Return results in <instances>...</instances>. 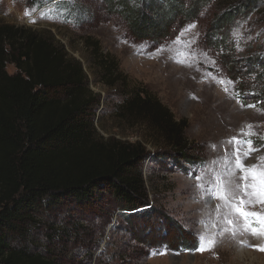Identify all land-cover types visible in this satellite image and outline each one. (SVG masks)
Masks as SVG:
<instances>
[{"label": "rangeland", "instance_id": "374dc122", "mask_svg": "<svg viewBox=\"0 0 264 264\" xmlns=\"http://www.w3.org/2000/svg\"><path fill=\"white\" fill-rule=\"evenodd\" d=\"M60 1L31 6L26 0H0V19L51 33L80 61L89 89L99 96L98 133L120 138L114 115L122 101L119 91L103 87L86 63L84 39L97 40L101 50L117 60L131 86L155 96L175 120L187 121L189 160L196 161L172 159L161 148L146 147L149 156L142 171L152 188L148 184L147 206L137 213L151 211L149 222L127 223L109 204L93 214L54 205L37 210L27 241L61 264H264V252L256 250L264 247V233L253 235L233 208L243 198L246 211L264 215L260 197L252 187L245 195L241 179L253 165L258 173L264 172V106L250 99L256 76L248 74L243 63L249 57L264 59V1L253 6L246 20L225 31L228 52L214 48L205 35L206 24L222 0H212L195 22L155 47L133 40L125 23L108 13L102 0H64L73 6L67 10L58 7ZM224 55L240 61L239 74L227 71ZM6 71L15 72L11 65ZM239 87L244 95L238 93ZM127 135L129 142L140 141ZM237 158L244 170L236 166ZM221 181L228 187L227 199L210 197L206 190L218 189ZM248 184H253L250 175ZM132 227L155 233L142 243L140 236L129 232ZM252 227L260 225L253 219ZM198 235L214 245L198 251ZM163 241L167 243L160 245ZM181 242L188 243L190 250L177 249Z\"/></svg>", "mask_w": 264, "mask_h": 264}, {"label": "trees", "instance_id": "16d2710c", "mask_svg": "<svg viewBox=\"0 0 264 264\" xmlns=\"http://www.w3.org/2000/svg\"><path fill=\"white\" fill-rule=\"evenodd\" d=\"M102 1L108 13L125 23L133 40L152 47L195 22L212 3V0ZM261 1L264 0L219 2L206 24L208 43L228 52L225 31L246 20L253 6ZM45 2L26 0L31 6ZM65 2L61 0L58 7L70 9L71 5ZM84 46L86 63L99 83L119 91L122 101L114 115L120 138H104L98 133L95 117L99 96L89 89L80 61L71 57L51 33L7 24L0 19V264H61L58 258L50 257L46 250L34 249L27 241L35 225L33 216L40 208L61 205L93 214L109 204L121 212L127 223L144 219L149 222L151 211L144 209L137 213L147 206L149 181L142 171L149 156L147 146L165 150L163 155L172 159L196 161L189 160L187 121L175 120L155 96L131 86L119 70L117 60L104 53L97 40L85 38ZM224 56L227 71L239 74L240 61ZM263 60L255 57L243 60L245 71L256 76L250 99L262 106ZM8 65L14 68V74L7 73ZM240 90L241 87L237 90L239 94L246 93ZM127 134L141 142L125 140ZM144 229L140 233L134 227L129 232L147 243L145 240L155 232ZM180 244L177 249L191 248L188 243Z\"/></svg>", "mask_w": 264, "mask_h": 264}, {"label": "snow or ice", "instance_id": "6c2138e0", "mask_svg": "<svg viewBox=\"0 0 264 264\" xmlns=\"http://www.w3.org/2000/svg\"><path fill=\"white\" fill-rule=\"evenodd\" d=\"M236 166L240 168L241 170H244V165L243 162L237 158L236 160ZM248 174L243 175L241 179L245 182L243 187L245 191V195H248L247 189L249 187L253 188V194L260 197L259 203L264 204V172H257L256 171V166L253 165L251 169L247 170ZM249 175L251 176V180L253 181V184L249 185L248 180H249ZM196 180H200L201 177L196 176ZM198 188H201V185H197ZM208 195L210 197H216L219 199H227L228 195V187L225 185L222 181L220 183V187L218 189H207L206 190ZM246 201L241 198L239 201V204H234L233 208L234 210L245 219L246 221V227L251 228V232L253 235H260L264 233V215H260L259 213L255 212H248L245 210V205ZM253 219L259 223L260 228H254L252 227V221ZM231 224L232 222L229 221ZM198 240L200 243L199 248L197 249L198 251H205L211 248L214 245V241L211 239H206L205 236L203 235H198ZM256 250L264 252V247H257ZM157 254H164V253H157Z\"/></svg>", "mask_w": 264, "mask_h": 264}, {"label": "bare ground", "instance_id": "6f19581e", "mask_svg": "<svg viewBox=\"0 0 264 264\" xmlns=\"http://www.w3.org/2000/svg\"><path fill=\"white\" fill-rule=\"evenodd\" d=\"M236 239H237V242H239V241L241 242V240H242V238H236ZM237 242H236V243H237ZM238 244H239V243H238ZM239 254L242 256V252H241V251H239ZM242 257H243V256H242ZM256 258H257L258 260H259V259H262V258H260V257H258V256H257ZM262 260H263V259H262Z\"/></svg>", "mask_w": 264, "mask_h": 264}]
</instances>
